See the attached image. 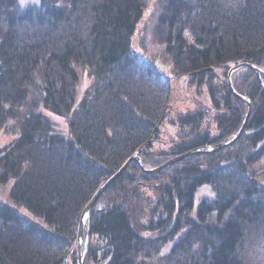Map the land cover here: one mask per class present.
Listing matches in <instances>:
<instances>
[{"label": "trees", "instance_id": "trees-1", "mask_svg": "<svg viewBox=\"0 0 264 264\" xmlns=\"http://www.w3.org/2000/svg\"><path fill=\"white\" fill-rule=\"evenodd\" d=\"M36 2L0 0V135L10 138L0 185L12 203L0 200V264H79L81 214L128 158L155 169L239 132L247 106L227 75L242 63L264 70V0H168L158 23L176 76L132 49L148 0ZM204 69L213 72L193 75ZM173 76L201 109H179ZM232 79L253 104L244 137L159 175L131 164L92 210L89 239L105 243L89 240L85 264H244L243 249L264 236L253 170L264 162V88L250 68ZM205 186L215 201L191 217Z\"/></svg>", "mask_w": 264, "mask_h": 264}, {"label": "rangeland", "instance_id": "rangeland-1", "mask_svg": "<svg viewBox=\"0 0 264 264\" xmlns=\"http://www.w3.org/2000/svg\"><path fill=\"white\" fill-rule=\"evenodd\" d=\"M22 1L25 2L27 7L30 4H35V5L37 4L36 0H22ZM148 1L149 2L147 3V11H146L145 17H144L145 19L139 25V28L137 29L138 31L132 40L133 41L132 49L134 51H136L135 53H137V54L140 53L144 60L149 61V62H154L156 65L158 64L159 67H162L160 70L166 71L168 75H171V76L175 75V72H172L170 69L171 63H173V61L171 60V57L169 56L168 51L165 50V45H166L165 41L166 40L164 39V36L166 34V29L163 27H160L159 23H158L160 16H162L164 13V10H165L164 6L167 5L168 0H148ZM217 74L218 73H215V76ZM175 76H173L171 79H173L172 80L173 86L175 88H177L176 92L178 91L176 93V99L177 100H175V103H178L179 109L182 112H184L185 110H189V109L193 110L195 108L201 109L202 108L201 101H203L204 99L203 100H201V99L195 100V98H194L195 96H192L189 98L188 96L190 95L191 92H187L186 90H184L187 88V86L184 85V83L182 84V81L176 79ZM167 81L168 80H165L166 84L168 85ZM262 82H263V80H262ZM180 84L183 85V91H181L180 86H178ZM263 84H264V82H263ZM88 85H90V80L88 78V75L81 74V81H80V92H81V94L84 93V90L88 87ZM233 88H234V86H233ZM193 92H194V90H193ZM229 92H230V90H229ZM187 97L189 98L188 102L186 101ZM190 104H192V105H190ZM204 105H205V102H204ZM252 110H253V108H252ZM54 119H55V121H57L59 123L60 127L65 132L66 131L65 130L66 125H67L66 121L62 120V119H58V118H54ZM209 120H210V114L206 113L205 122L208 124L207 130L210 129ZM244 124H245V122L243 121L241 128L243 127ZM237 134H239V133H237ZM5 136H6V134L0 135V146L9 144L8 142L10 141V138L8 136H6V137ZM172 136L173 137H171V138L166 136L165 140H164V138L162 139V140L167 142L166 147L168 149H170L172 146L171 142L172 141L175 142V140H177V138H178L176 133L173 134ZM225 142H227V141H225ZM220 143H222V142H220ZM220 143H218V144H220ZM207 146H214V145L210 144ZM154 148L156 149L155 145H154ZM205 148H207V147H205ZM157 149L160 150L161 148L157 147ZM221 151H223V150H221ZM217 153H215V154H217ZM196 156L197 155H191L190 157H187L185 160H181L179 162H184L188 158H193ZM179 162H177V163H179ZM142 166L145 167L146 169L153 170V168L149 165L143 164ZM253 170L255 171L256 175H259V177H258L259 178L258 179L259 185L261 187V190L264 193V162L262 161L261 164L254 165ZM159 174L160 173L155 174V175H159ZM151 175H154V174H151ZM6 185H8V186H6ZM10 187H11L10 183H7L5 185H3V184L0 185V200L3 201L5 204L7 203L9 205H12L11 201H10V203H8L9 202L8 196H9ZM208 190L214 193L212 188L209 187ZM150 195H152V194H150ZM196 199H197V201H195L196 203H195L194 207H196L197 209H196V212H194L191 217H194L197 215V212L202 205H205V207H207L208 205L213 204L215 201L214 195H208V192L205 191V187H203V189L199 191V194L197 195ZM155 202H154L153 206L155 204H157V202L156 203ZM21 212L23 213V211H21ZM193 223H195V221H193ZM192 229L190 228L187 231H184L185 233H183V234L179 233V235L177 236L178 238H176L177 244L180 243L181 241H183L184 238H185V241L189 240V236L192 235V233L190 232ZM257 229H260V228L257 227ZM187 237H188V239H187ZM90 243L93 244V246L96 245L99 247H104L105 241H103L101 238L93 237L92 239H90ZM174 245H175V243H174ZM243 251H244V254H242V262H244V264H264V236L259 240L257 239L255 244L250 243V245H247L243 249ZM104 252H105V250H103L101 252V254Z\"/></svg>", "mask_w": 264, "mask_h": 264}, {"label": "water", "instance_id": "water-1", "mask_svg": "<svg viewBox=\"0 0 264 264\" xmlns=\"http://www.w3.org/2000/svg\"><path fill=\"white\" fill-rule=\"evenodd\" d=\"M250 68L254 71L256 78L259 79L261 85L264 88V84L262 82V78H261V74L264 73V70L257 68L255 66H253L252 64H237L235 67H233L228 75H227V79H228V90H230V93L234 96V98H236L237 100H240L241 102H243L246 106H247V115L245 117V124L243 125V127L239 130V134H237L236 136L232 137L231 139H229V141L227 142H223L220 143L218 145H214V146H207V148H200L191 152H188L186 154L180 155V156H176L175 159H172L170 161L165 162V164L150 170V169H146L145 167H143L142 165V161L141 159L137 156V155H133V157L128 158V160L122 165V168L112 176V178H110L108 181H106V183L102 184V186H100V188L96 191V194L93 196L92 200L88 203V205L84 208L83 212H82V217L79 223V232H78V258H79V264H85L86 261V253L88 251V245H89V236H88V224H89V219L91 218V213L92 210L94 209V207L97 205L98 200L102 197V195L104 194L105 191H107L118 179H120L123 174L127 171L126 169L128 168L129 165L136 163L138 164V166L140 167V169H142L143 172L149 173V174H158L163 172L167 167H171L173 165H175L177 162L181 161V160H185L187 157H190L191 155H197V154H208V153H212L215 154L221 150L227 149L231 146H234L237 144V142H239V140L244 136V134L246 133V130L248 128L249 125V119L253 113V104L252 101L250 99H247L246 97L242 96L241 94H239L236 90H234L233 88V83H232V77L236 74L237 71L241 70V69H247ZM206 72H213V69H204V71H199V72H194L193 75H202ZM144 148L146 149H150L152 148V145L150 143L145 144ZM142 149L139 151V154H141ZM83 228V233H84V239L82 240L81 237V229ZM81 244H84V251L82 252V247ZM69 256L66 257V261L68 260Z\"/></svg>", "mask_w": 264, "mask_h": 264}, {"label": "snow or ice", "instance_id": "snow-or-ice-1", "mask_svg": "<svg viewBox=\"0 0 264 264\" xmlns=\"http://www.w3.org/2000/svg\"><path fill=\"white\" fill-rule=\"evenodd\" d=\"M205 191L208 192V195H215V193H213V192H211V191L208 190L207 186H205Z\"/></svg>", "mask_w": 264, "mask_h": 264}]
</instances>
